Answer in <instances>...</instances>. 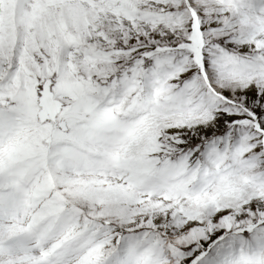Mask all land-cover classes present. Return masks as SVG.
Masks as SVG:
<instances>
[{"label":"rangeland","instance_id":"1","mask_svg":"<svg viewBox=\"0 0 264 264\" xmlns=\"http://www.w3.org/2000/svg\"><path fill=\"white\" fill-rule=\"evenodd\" d=\"M93 1L99 13L85 29H57L29 60L0 53L8 121L0 127V256L48 251L50 264H72L102 251L90 263L264 264V80L228 70L264 54L242 50L249 41L238 6H246ZM5 17L2 43L16 28ZM63 149L80 155L75 173L88 176L94 164L102 187L66 189L70 169L63 181L48 170L62 164ZM210 194L208 208L193 203Z\"/></svg>","mask_w":264,"mask_h":264},{"label":"bare ground","instance_id":"2","mask_svg":"<svg viewBox=\"0 0 264 264\" xmlns=\"http://www.w3.org/2000/svg\"><path fill=\"white\" fill-rule=\"evenodd\" d=\"M126 1H128L132 7L134 6L140 7L143 5L142 2L143 0H126ZM234 2H237V4L239 5L246 6L245 9L242 8L241 6H238L239 8L238 18L241 19L239 25L240 24L242 25L244 31L247 34V40L249 41L247 44H245L247 47L245 49H242L243 52L251 53L252 52L251 50L255 47L264 48V0H234ZM242 2H244V4H242ZM93 3L96 4V1L93 0H0V15L16 18V21L14 20V23H16L15 31L14 33L10 32V34L8 35V37L12 35L11 38L10 39L7 38L6 43L4 42L2 43L0 41V53L7 55L16 53L17 56H19V58L23 60H29L28 53L32 52V49H34L36 46L44 47V48L48 47L49 44L45 45L44 42L48 41L51 36L50 34H52L54 31H57V29L62 28L63 30L65 29L67 30L68 28H70L71 30L74 31V33H77L81 29L83 30L86 28V22L88 20L94 21L93 15L95 16L99 12H95V11L92 12V9L88 7ZM102 5L106 6L108 11L111 8V5L108 4H102ZM52 6H56V10H55L56 14H53ZM100 13H106V12L103 11ZM54 15L56 17V21L53 20ZM6 20H10V19H6ZM157 29H161V28L158 27ZM26 32H28V34L33 38L36 36L39 37L38 40L36 41V44L32 43V37L31 38L29 36L27 38L24 37V34ZM22 39H25V46L21 48V46L19 45V41ZM46 52L50 57V51L47 50ZM73 59H77V58L73 56ZM243 59L246 60L247 66L246 64L242 65L241 62H235V64L229 63L230 67L228 70H235V67L238 66L242 71L244 70L245 72L256 73L257 78L264 80V54L253 58L243 57ZM230 60L234 62L232 58H230ZM252 63L255 65L251 66ZM63 73H64L63 74L64 78L65 77L67 78L68 73H66L65 71H63ZM263 85H260V87H264ZM4 115H6L4 114V112L0 113L1 128L3 126H6V124H8V121L6 120ZM90 129H96V128L92 127ZM99 133L100 132L96 133L95 135H99ZM91 134L94 135L93 133ZM212 151H214L218 156V152L216 149ZM72 153H73L72 151L63 149L62 154L61 155L58 154L60 157L58 159L59 163L62 164L49 165L48 170L50 169V173H54L56 171H59L61 173L63 169H70V171L72 172V177L68 178L69 181L66 182L67 183V185L65 186L66 189L79 190L81 186H84V184H87L89 187L91 185L102 187L101 184L98 182L99 178H97L99 176L98 168H96L94 164L88 163L86 165L85 172H87L88 176H84L82 174L84 176L83 177L81 174L75 173L76 172L75 170L77 169L76 167L81 166V164L77 161V158L80 157V155L78 154H76L77 156L74 154L71 155ZM216 160L217 159L215 158L214 161ZM71 161H75V162L71 163ZM108 167L109 168L112 167L111 164ZM175 167L178 166H174L173 168ZM235 167L240 168L241 166L237 163ZM104 171L107 172L108 170L105 168ZM219 172L220 170L216 169L214 173V177ZM61 175L64 174L61 173L59 175V181H63L64 179ZM244 179H246V175L237 176L233 178V180H238V181H242ZM37 187L38 189L45 188L42 186V183L38 184ZM224 191L226 192L228 191V189H225ZM239 195H245V197H243L244 199L249 198L253 202L260 197L257 196L256 194L254 195L252 191H245V192L243 191L242 194L239 193ZM211 198H212V194L208 196H201L199 198H196L193 201V203L196 206L208 208L207 200ZM84 200L86 199L84 198ZM227 200L233 201L232 198H228ZM222 201L223 199H220V202ZM147 206L148 205H146L145 208H147ZM150 206L152 207L151 204H149V207ZM210 209L211 208L207 209V211L210 212ZM108 212L109 211H107V213ZM117 212L120 213L119 220H121L123 217H126L124 211L117 210ZM23 228L24 227L20 226L19 230ZM215 236L217 237V234ZM2 252H4L8 256L7 257L0 256V264H40V263L50 264V261L48 260V258H50V252L48 253V251H35V252L34 251H2ZM96 252L98 254V252H102V251H90L84 256L80 257L72 264H94V262L90 263L89 259H93L92 255L95 254Z\"/></svg>","mask_w":264,"mask_h":264}]
</instances>
